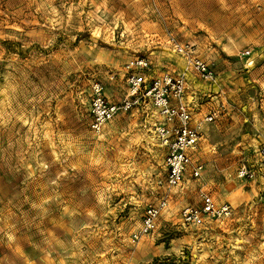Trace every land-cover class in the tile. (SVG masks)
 Wrapping results in <instances>:
<instances>
[{"label":"rangeland","instance_id":"1","mask_svg":"<svg viewBox=\"0 0 264 264\" xmlns=\"http://www.w3.org/2000/svg\"><path fill=\"white\" fill-rule=\"evenodd\" d=\"M176 42L216 74L213 85L189 71L194 114L209 101L204 115L225 108L199 121L200 177L168 187L150 103L98 133L89 103L95 80L119 101L121 69L136 56L150 62L147 79L185 68ZM259 64L264 75V0H0V232L45 264H264L262 185L237 175L264 144V79L247 74ZM200 192L228 202L231 216L184 225L180 211ZM161 196L167 208L132 242Z\"/></svg>","mask_w":264,"mask_h":264},{"label":"built area","instance_id":"2","mask_svg":"<svg viewBox=\"0 0 264 264\" xmlns=\"http://www.w3.org/2000/svg\"><path fill=\"white\" fill-rule=\"evenodd\" d=\"M173 46L174 51L184 57L185 68L179 72L163 71L147 79L146 71L150 69V62L145 57L136 56L121 69L120 75L125 83V93L121 99L111 101L105 94L103 83L95 80L90 85L89 103L90 128L96 133L116 114L126 112L140 102L150 103L157 116L153 123V134L165 149L164 183L168 187L181 185L186 175L188 178H198L203 171V163L192 159L201 130L200 122L193 123L194 109L186 97L188 73L191 71L199 79L209 82L214 81L216 75L213 68L195 54L192 46L178 42ZM224 108V102H221L219 107L212 108L203 116V121L214 120ZM254 152L257 156L255 163L252 167L241 164L237 175L247 179L258 177L264 193V144L259 145ZM167 205L168 198L161 196L156 202L145 206L140 217V227L131 234L132 242H138L153 230L157 218ZM231 214L232 208L228 202L215 203L209 193L200 192L199 204L184 206L180 211V220L184 225L202 226L210 220L229 218Z\"/></svg>","mask_w":264,"mask_h":264},{"label":"crops","instance_id":"3","mask_svg":"<svg viewBox=\"0 0 264 264\" xmlns=\"http://www.w3.org/2000/svg\"><path fill=\"white\" fill-rule=\"evenodd\" d=\"M219 61H223L224 62V59H221ZM219 64L222 65V66H220V68L223 69V71L233 69V68H231V66L229 64H222V62L219 63ZM262 68H263L262 65H260V64L256 65L254 68H251L247 74L250 75V76H253L255 79L257 78V81H258V79L262 80V79H264V75H262L261 72H260L261 71L260 69H262ZM233 72H235V70L230 71L229 75L231 73H233ZM195 78L200 80V81H202V82L205 81V80H201V79L197 78L196 76H195ZM236 80L238 81L239 79H236ZM208 83L215 85L216 76H215L214 81H212V82L208 81ZM217 90H220V92H221L220 88H218ZM216 96H218V95H215V98H216ZM220 101H223V100L220 99ZM217 102H218V100H217ZM207 103H209L211 105V104H213L215 102L209 101ZM209 106L208 105L204 106L196 114H194V112H193V116H192L193 123L194 122H199L200 120H203L204 114H202V113ZM261 109H264V107L261 106ZM155 117H157V116H155ZM261 134L262 135L264 134V130H262ZM2 231L0 232V264H45V260L43 259V255L42 254H40V255L39 254H34V255L32 254L30 256L31 258L26 260L25 256H27V253L24 254L25 250H23V246H22L23 244L20 241H18V240L14 241V242H11V238L8 235L3 234ZM51 264H58V263L52 261Z\"/></svg>","mask_w":264,"mask_h":264},{"label":"trees","instance_id":"4","mask_svg":"<svg viewBox=\"0 0 264 264\" xmlns=\"http://www.w3.org/2000/svg\"><path fill=\"white\" fill-rule=\"evenodd\" d=\"M153 264H158V260H154V263Z\"/></svg>","mask_w":264,"mask_h":264}]
</instances>
